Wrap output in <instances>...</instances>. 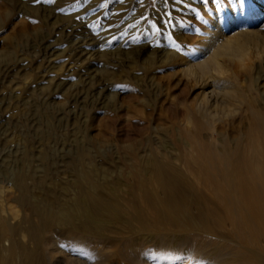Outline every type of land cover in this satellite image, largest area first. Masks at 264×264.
I'll use <instances>...</instances> for the list:
<instances>
[{
  "label": "bare ground",
  "instance_id": "obj_1",
  "mask_svg": "<svg viewBox=\"0 0 264 264\" xmlns=\"http://www.w3.org/2000/svg\"><path fill=\"white\" fill-rule=\"evenodd\" d=\"M198 2L166 0L165 9ZM204 6L187 57L167 38L160 52L162 66L175 62L178 82L164 80L177 99L196 91L184 161L146 157L110 178L83 151L72 177L39 196L33 173L1 185L0 264H264V0ZM226 117L247 119V130L214 147Z\"/></svg>",
  "mask_w": 264,
  "mask_h": 264
},
{
  "label": "rangeland",
  "instance_id": "obj_2",
  "mask_svg": "<svg viewBox=\"0 0 264 264\" xmlns=\"http://www.w3.org/2000/svg\"><path fill=\"white\" fill-rule=\"evenodd\" d=\"M199 1L175 14L166 0H0V186L33 173L39 196L72 177L83 151L110 178L146 157L184 161V113L196 91L177 99L164 80L178 82L175 62L162 66L160 52L166 38L184 57L195 47ZM214 125L218 143L244 133L248 120Z\"/></svg>",
  "mask_w": 264,
  "mask_h": 264
},
{
  "label": "snow or ice",
  "instance_id": "obj_3",
  "mask_svg": "<svg viewBox=\"0 0 264 264\" xmlns=\"http://www.w3.org/2000/svg\"><path fill=\"white\" fill-rule=\"evenodd\" d=\"M37 2H39V0H37ZM205 3H207V0H205ZM245 3H246V0H239V4L241 5V7H243Z\"/></svg>",
  "mask_w": 264,
  "mask_h": 264
}]
</instances>
